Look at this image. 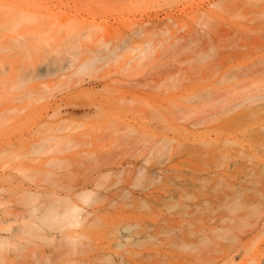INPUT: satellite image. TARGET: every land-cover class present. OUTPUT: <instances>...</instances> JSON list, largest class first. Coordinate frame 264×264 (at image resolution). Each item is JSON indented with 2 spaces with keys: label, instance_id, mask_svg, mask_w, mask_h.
Returning a JSON list of instances; mask_svg holds the SVG:
<instances>
[{
  "label": "rangeland",
  "instance_id": "1",
  "mask_svg": "<svg viewBox=\"0 0 264 264\" xmlns=\"http://www.w3.org/2000/svg\"><path fill=\"white\" fill-rule=\"evenodd\" d=\"M149 187L210 228L157 248L264 264V0H0V264H87Z\"/></svg>",
  "mask_w": 264,
  "mask_h": 264
},
{
  "label": "bare ground",
  "instance_id": "2",
  "mask_svg": "<svg viewBox=\"0 0 264 264\" xmlns=\"http://www.w3.org/2000/svg\"><path fill=\"white\" fill-rule=\"evenodd\" d=\"M160 190L162 189L149 187L138 192H127L133 199L136 195L143 198L144 214L140 213L141 208L135 200L124 208H115L106 216L100 214L104 210L101 207L93 209L97 226L88 228L86 235L78 234L80 237L86 236L89 247L87 253L80 258L81 262L101 264L107 259L110 264H194L191 254L179 252L180 258L177 259L157 248L161 244H180L183 249L192 251L202 244L204 252L207 253L210 243L208 219H202L201 224L194 219L196 214L204 211V207L194 202H175L177 198L191 195L189 190ZM162 197L169 204L161 203ZM153 199L157 201L150 204ZM169 233L180 236V241H175L176 237H171L170 241L162 238ZM141 245L146 247L133 249ZM200 258L202 264L212 263L207 254L197 256V260ZM65 261L72 262V259Z\"/></svg>",
  "mask_w": 264,
  "mask_h": 264
}]
</instances>
